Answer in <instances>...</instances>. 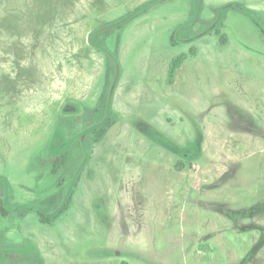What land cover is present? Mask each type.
I'll return each instance as SVG.
<instances>
[{
  "label": "rangeland",
  "instance_id": "374dc122",
  "mask_svg": "<svg viewBox=\"0 0 264 264\" xmlns=\"http://www.w3.org/2000/svg\"><path fill=\"white\" fill-rule=\"evenodd\" d=\"M0 251L264 264V0H0Z\"/></svg>",
  "mask_w": 264,
  "mask_h": 264
},
{
  "label": "trees",
  "instance_id": "16d2710c",
  "mask_svg": "<svg viewBox=\"0 0 264 264\" xmlns=\"http://www.w3.org/2000/svg\"><path fill=\"white\" fill-rule=\"evenodd\" d=\"M217 32L220 33V29H217ZM94 41L97 44H104V40L99 37L98 34L94 36ZM186 56L182 55L177 58L172 66V72L175 73L177 68L183 63ZM108 91H109V84H106L101 95V104L100 108L103 113L106 112L107 109V101H108ZM87 116L90 117L89 112L87 111ZM79 116L74 115L67 118V120L78 119ZM117 123V116L112 114L109 119L101 126L95 128L85 139V145L88 148H91L95 143L102 141L109 130ZM88 125H92L91 121H88ZM84 146L81 140L76 139L71 148L61 154H52V164H53V171L58 172L62 169L65 165L72 164L73 165V172H75L78 166L81 163L83 154H84ZM2 210H4L2 208ZM5 212V210H4ZM47 222H50L49 217L45 218ZM36 260L32 257H29L25 254H21L18 252L13 251H0V264H35Z\"/></svg>",
  "mask_w": 264,
  "mask_h": 264
}]
</instances>
